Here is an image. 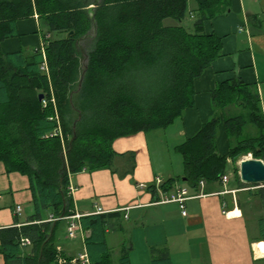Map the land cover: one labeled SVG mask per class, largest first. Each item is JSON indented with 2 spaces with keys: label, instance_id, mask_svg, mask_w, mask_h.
<instances>
[{
  "label": "trees",
  "instance_id": "16d2710c",
  "mask_svg": "<svg viewBox=\"0 0 264 264\" xmlns=\"http://www.w3.org/2000/svg\"><path fill=\"white\" fill-rule=\"evenodd\" d=\"M190 1L102 0L91 10L95 0H0V161L29 177L36 209L26 223L1 230L0 250L9 264H69L72 257L55 242L62 219L45 221L42 208L55 217L74 215L70 175L111 167L116 139L166 128L195 106V79L223 55L222 38L206 33L205 22L228 11L231 0H194L192 9ZM188 12L191 24L183 22ZM34 16L47 29L44 49L3 53L2 41L19 35L18 21ZM212 106L211 118L176 146L186 183L199 190L200 181H222L230 167L237 188H247L238 205L260 212L264 183L242 182L238 167L249 152L264 159L258 87L241 78L218 83ZM221 125L226 154L218 150ZM175 181L167 179L161 188L172 190ZM150 190L158 201L157 189ZM109 216L80 218L82 228L91 230V264H115L105 236L113 226ZM258 227L255 241H264V214ZM25 238L33 245L30 254L24 253ZM151 254V264H172L167 248H152ZM117 264H131L129 255Z\"/></svg>",
  "mask_w": 264,
  "mask_h": 264
},
{
  "label": "crops",
  "instance_id": "0c3cea01",
  "mask_svg": "<svg viewBox=\"0 0 264 264\" xmlns=\"http://www.w3.org/2000/svg\"><path fill=\"white\" fill-rule=\"evenodd\" d=\"M17 29L18 36L2 41L3 53L44 49L47 29L38 16L19 20ZM204 29L222 38L223 55L195 79V106L186 108L179 119L166 127L173 128L172 136L176 140L174 145L169 144L171 149L176 150L177 145L193 136L211 118L212 91L226 80L241 78L247 84L256 85L264 115V0H231L229 10L207 20ZM151 132L116 139L113 143L116 156L111 167L83 169L70 175L69 195L76 212L110 215L113 226L106 230L105 236L111 261L117 264L123 255H129L134 264L137 241L148 264L152 261V248H167L172 264H264V256L256 250L260 241H255L260 236L258 219L262 213L254 214V207L248 204H243V209L238 205V198L247 188L238 189L234 177L228 173L226 183L205 182L199 190L190 188L183 180L182 161L173 169L161 155L154 160L149 142ZM217 143L219 152L226 154L229 142L223 125ZM157 177L164 181L176 179L175 185L187 187L191 195H204L186 201L187 216H184L178 203L156 201L157 195L150 187L157 189L159 198L175 187L169 191L158 189ZM33 198L29 177L9 171L0 161V236L1 230L30 220L36 213ZM99 208L103 212H98ZM25 211L29 213L26 219L23 218ZM41 214L45 221H56L50 220L55 217L51 208H42ZM250 218L254 220L251 227ZM65 220L68 229L70 220ZM82 231L78 246L55 240L58 250L72 258L89 253L86 239L91 230L82 228ZM24 249L25 254L32 253V243ZM0 264H9L1 250Z\"/></svg>",
  "mask_w": 264,
  "mask_h": 264
},
{
  "label": "rangeland",
  "instance_id": "374dc122",
  "mask_svg": "<svg viewBox=\"0 0 264 264\" xmlns=\"http://www.w3.org/2000/svg\"><path fill=\"white\" fill-rule=\"evenodd\" d=\"M193 7H196V3L194 0H191L190 1V9H192ZM183 22L185 24H191L193 22V18L191 17L190 12H188V14H187V16ZM46 32H47V30H45V33ZM57 36H58V34L53 33V37L56 38ZM90 38H92V36H90ZM86 60H87V52L85 51L84 62H86ZM154 131H156V130H153L151 132L152 134H150V136H149L151 152H152V156H153L154 160L157 159L158 155H161V156H163L164 160L166 159V164L169 167L176 169V167H178V161H179V163H180V161L183 162V156L178 151H176L174 148L171 149L169 147V144L174 145V142L176 141L172 136L173 135L172 134L173 128H162V129H158L157 132H154ZM249 153H251V152H249ZM249 153L241 156L239 161L244 156H247ZM239 161H238V167H239ZM180 165H181V163H180ZM227 172H228L229 176L233 177V172H232V169L230 167L228 168ZM180 181H181V183H183L182 180H180ZM256 202L258 203V200ZM30 207H32V204H30ZM254 212L258 213V210H255ZM261 213L264 214V210H260L259 214H261ZM28 214L29 213L25 211L23 218L24 219L28 218L27 217ZM253 224H254V220L252 218H250V222H249L250 227L253 226ZM59 226H60V230L57 233V237H56L57 242L58 243H65V244H67L69 242H73L74 246H78L79 242L77 240L80 239V235L78 234L76 238H70L69 237L65 219H63L60 222ZM135 239L139 240V237H137ZM135 242L137 245L136 246L137 251H136L135 257H134V264H148V259H146L145 253L143 252V248L140 245H138L137 241H135Z\"/></svg>",
  "mask_w": 264,
  "mask_h": 264
},
{
  "label": "built area",
  "instance_id": "2783aa9c",
  "mask_svg": "<svg viewBox=\"0 0 264 264\" xmlns=\"http://www.w3.org/2000/svg\"><path fill=\"white\" fill-rule=\"evenodd\" d=\"M46 64L43 65L42 68H45ZM247 158H253L252 153H249L247 156H244L241 160L243 159H247ZM261 159V158H260ZM240 160V161H241ZM264 162V159H261ZM239 161V164H240ZM163 179H161L160 177H157L155 179V185L156 187L159 189V187H161V184L163 183ZM228 181V175L225 174L222 177V182L226 183ZM205 183V181H200V186H203ZM141 186H145V184H141ZM71 189V188H70ZM72 190V189H71ZM203 193H197L196 195H191L189 192V189L187 187H183L179 184H176L173 191L168 193V194H164L162 195L158 202L161 203H168V202H176L179 204V207L182 211V214L184 216H187V209H186V201L191 199V198H196V197H200L203 196ZM18 210H20V207H18ZM98 212H103L102 209H98ZM84 214H81L79 212H76L74 215L71 216H65V217H51L50 220H58V219H69V225H68V235L70 238H75L77 237V235L79 233H82V226L80 224V218L83 216ZM31 241L28 238H25L22 240V244L23 245H28L30 244ZM60 263H68V260L66 258H60L59 259ZM69 264H91L90 261V257L88 255L87 252H83L78 254V256L73 257Z\"/></svg>",
  "mask_w": 264,
  "mask_h": 264
},
{
  "label": "water",
  "instance_id": "95a60500",
  "mask_svg": "<svg viewBox=\"0 0 264 264\" xmlns=\"http://www.w3.org/2000/svg\"><path fill=\"white\" fill-rule=\"evenodd\" d=\"M102 0H95L94 5H92L91 10L96 6L100 5ZM92 19L94 21V34L96 33V21L94 19V14L92 13ZM73 34L70 31L68 36ZM44 94H40V99L42 100ZM239 175L244 183H264V162L259 158H247L240 161L239 164ZM186 181V178H183Z\"/></svg>",
  "mask_w": 264,
  "mask_h": 264
},
{
  "label": "bare ground",
  "instance_id": "6f19581e",
  "mask_svg": "<svg viewBox=\"0 0 264 264\" xmlns=\"http://www.w3.org/2000/svg\"><path fill=\"white\" fill-rule=\"evenodd\" d=\"M256 250L259 254L264 255V241H261L256 245Z\"/></svg>",
  "mask_w": 264,
  "mask_h": 264
}]
</instances>
